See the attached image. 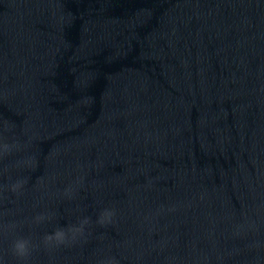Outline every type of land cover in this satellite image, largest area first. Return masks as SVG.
I'll return each instance as SVG.
<instances>
[{
	"label": "clouds",
	"instance_id": "9594fccd",
	"mask_svg": "<svg viewBox=\"0 0 264 264\" xmlns=\"http://www.w3.org/2000/svg\"><path fill=\"white\" fill-rule=\"evenodd\" d=\"M7 148H8V146L4 145V149L7 150ZM18 187H19V185L14 186L13 190H15V188H18ZM111 215H112L111 212L105 211L102 214L100 222L103 223L104 220L109 218ZM83 223H87V220H85ZM81 230H82L81 228L69 229V231H71L73 234H75L77 232H80ZM65 236H66L65 231L58 229L57 231H55L54 235L46 236L45 237V241L46 242H51L52 240H55L58 243H63L64 240H65ZM14 249H15L16 254L19 255V256L27 255V252H28V241L27 240H23V239L16 241V243L14 245Z\"/></svg>",
	"mask_w": 264,
	"mask_h": 264
}]
</instances>
